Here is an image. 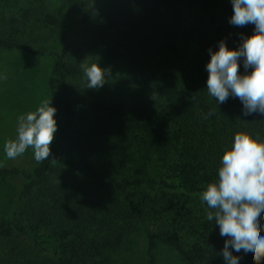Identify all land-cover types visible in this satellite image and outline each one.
Returning a JSON list of instances; mask_svg holds the SVG:
<instances>
[{"label": "trees", "instance_id": "1", "mask_svg": "<svg viewBox=\"0 0 264 264\" xmlns=\"http://www.w3.org/2000/svg\"><path fill=\"white\" fill-rule=\"evenodd\" d=\"M81 9L87 12L67 24L55 15L44 16L45 24L60 30V40L54 41L56 48L0 37L1 49L51 57L47 85L51 106L57 110V131L49 159L29 168L0 167V183L21 182L17 198L24 206L21 215L29 219L27 225H20L4 216L0 220V240L11 238L15 232L24 234L38 248L59 254L60 264H90L117 246L134 223L144 222L146 200L153 198L139 191L147 183L160 185L163 210L172 211L178 219L189 216L188 196L201 194L218 179L222 156L231 148L235 134L244 132L264 141V114L245 115L239 98L230 95L221 104L207 91L209 50L218 51L221 41L236 50L243 37L254 33L253 24L237 27L230 23L232 0H86ZM96 14L100 15L97 29L101 33L115 32L132 45L128 53L131 74L126 83L133 84L135 106L132 111L101 105L116 120V127L108 134L121 146L138 148V154L143 153L146 160L163 165V179L117 177L104 154L74 146L77 136L72 130L75 91L70 85V55L74 38ZM195 39L200 42L203 62L184 70L180 65L181 45ZM112 63L120 65L116 60ZM252 70L245 69L244 58H240L239 73L246 75ZM58 166L91 179L97 187L112 188L117 196L106 199L84 187L71 189L65 177L55 179ZM62 209L74 215V222L40 232ZM199 223L194 227L196 239L189 247L174 237L154 235L147 229L146 233L149 242L167 244L186 264H226L222 252L228 238L220 235L214 220ZM259 223L264 234V212ZM229 251L239 257V264H255L251 252H236L231 247Z\"/></svg>", "mask_w": 264, "mask_h": 264}, {"label": "rangeland", "instance_id": "2", "mask_svg": "<svg viewBox=\"0 0 264 264\" xmlns=\"http://www.w3.org/2000/svg\"><path fill=\"white\" fill-rule=\"evenodd\" d=\"M82 1L86 0H0V37L40 48H56L58 44L54 41L60 40V30L57 26L45 24L44 16L55 15L63 24L74 22L87 12V9H81ZM99 19L100 15L96 14L82 27L74 38L70 55V85L75 91L72 130L77 136L74 146L83 148L84 152L89 149L104 154L106 164L110 163L109 169L117 177L163 179V165L146 160L143 153L139 151L138 154V148L121 146L108 134L116 127V120L101 105L132 111L135 106L133 84L126 83L131 74L128 53L132 45L115 32L101 33L97 29ZM207 33L210 34V30ZM181 48L183 60L180 65L184 70L193 68L204 59L197 39L182 44ZM114 60L120 65H112ZM51 63V57L45 53L29 55L0 48V167L29 168L36 163L31 148L14 160L7 159L4 144L16 138L20 115L35 111L42 101L50 100L47 82ZM94 63L109 70L105 83L98 89L87 87L83 71V66ZM108 66L114 68L109 69ZM5 76L7 79H3ZM62 150L67 152V147L62 146ZM62 177L71 189L84 187L106 199L117 196L112 188L97 187L91 179L58 166L55 179ZM20 184L19 180L0 183V220L7 215L14 223L27 225L29 219L27 215H21L24 206L17 198ZM143 192L153 198L146 200L144 222L134 223V228L122 237L117 246L92 259L90 264H150L149 254L153 257V264H186L167 244L157 240L149 242L146 229L154 235L174 237L189 247L196 239L194 227L207 219L211 209L201 201L200 194L189 195L191 213L184 219H178L172 211L163 210L165 203L160 200L158 182L145 184L139 191L140 194ZM73 216L69 211L58 210L50 226L42 227L40 232L74 222ZM59 258V254L38 248L18 232L9 239L0 240V264H60Z\"/></svg>", "mask_w": 264, "mask_h": 264}, {"label": "clouds", "instance_id": "3", "mask_svg": "<svg viewBox=\"0 0 264 264\" xmlns=\"http://www.w3.org/2000/svg\"><path fill=\"white\" fill-rule=\"evenodd\" d=\"M232 5L230 23L237 27L253 24L254 33L243 37L236 50H230L223 41L218 51L209 50L207 91L221 104L230 95L239 98L245 115L264 114V0H232ZM242 57L244 68L253 69L250 74L239 73ZM83 71L91 89L102 87L109 74L97 63L83 66ZM56 111L50 100H45L35 111L20 115L16 138L4 144L6 158L14 160L31 148L37 163L49 159L57 131ZM200 199L211 209L207 219L214 220L220 235L228 238L222 252L226 264H239V257L232 255L230 247L236 252H251L255 264H261L264 234L259 219L264 212V141L248 133H236L231 148L222 156L218 179L206 186Z\"/></svg>", "mask_w": 264, "mask_h": 264}]
</instances>
